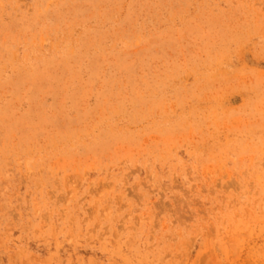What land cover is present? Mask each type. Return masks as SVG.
<instances>
[{"label":"rangeland","instance_id":"rangeland-1","mask_svg":"<svg viewBox=\"0 0 264 264\" xmlns=\"http://www.w3.org/2000/svg\"><path fill=\"white\" fill-rule=\"evenodd\" d=\"M0 264H264V0H0Z\"/></svg>","mask_w":264,"mask_h":264}]
</instances>
